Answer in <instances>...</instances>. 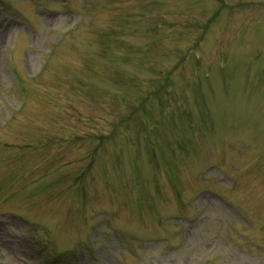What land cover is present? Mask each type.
<instances>
[{
	"label": "rangeland",
	"instance_id": "rangeland-1",
	"mask_svg": "<svg viewBox=\"0 0 264 264\" xmlns=\"http://www.w3.org/2000/svg\"><path fill=\"white\" fill-rule=\"evenodd\" d=\"M0 218V264H264V0H0Z\"/></svg>",
	"mask_w": 264,
	"mask_h": 264
},
{
	"label": "bare ground",
	"instance_id": "bare-ground-1",
	"mask_svg": "<svg viewBox=\"0 0 264 264\" xmlns=\"http://www.w3.org/2000/svg\"><path fill=\"white\" fill-rule=\"evenodd\" d=\"M205 195L203 194L199 199L203 198Z\"/></svg>",
	"mask_w": 264,
	"mask_h": 264
}]
</instances>
